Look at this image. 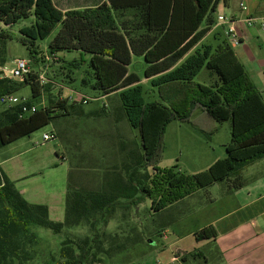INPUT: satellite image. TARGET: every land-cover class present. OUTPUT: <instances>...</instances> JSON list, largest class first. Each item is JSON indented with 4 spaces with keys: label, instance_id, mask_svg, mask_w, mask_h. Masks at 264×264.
<instances>
[{
    "label": "trees",
    "instance_id": "obj_1",
    "mask_svg": "<svg viewBox=\"0 0 264 264\" xmlns=\"http://www.w3.org/2000/svg\"><path fill=\"white\" fill-rule=\"evenodd\" d=\"M218 2L106 0L96 8L64 13L53 0H0V24L12 27L22 20L33 19L30 26L19 31L20 42L28 50L35 52L37 43L60 26L49 45L51 55L75 51L90 57L91 89L103 96L118 92L125 119L131 128L140 132L142 151L141 154L130 153L131 164L125 167L126 179L114 180L98 192L69 187L65 218L61 223L50 219L48 207L27 202L0 170V264H27L33 259L27 248L39 241L30 231L32 227L61 235L65 228L91 223L98 216L105 220L110 218L120 200L136 206L147 197L155 212H162L216 183L231 181L234 188L242 185L241 171L264 158L263 96L229 45L219 46L214 52L203 45L188 56L209 30L211 24L206 29L201 26ZM9 39V35H0L4 54ZM133 57H143L147 65L144 78L150 80L154 88L161 90L170 86L161 99L166 104L145 101L141 79L128 70ZM204 68L217 76L212 85L195 84L194 80ZM29 78L24 80L29 82L32 99L36 100L41 96L40 87L35 77L30 75ZM11 82L0 80V99L19 90ZM187 86L194 90L182 93ZM174 93L181 98L171 100ZM34 105L28 100L0 113V150L64 117L68 109L66 101H57L47 109L23 111L24 108L31 110ZM198 109L217 123H232L226 157L192 177L159 169L166 128L173 121L189 122ZM149 167L156 172L152 180L148 174L140 173V169ZM150 180L152 183L148 184ZM216 235L214 228H205L196 234V240L215 239ZM103 237L96 232L93 239L77 248L78 252L69 241H64L61 260L54 264L98 262L92 260L98 254L105 255ZM116 250L119 254L126 248ZM190 256L195 258L196 254ZM187 260V255L183 256L182 261Z\"/></svg>",
    "mask_w": 264,
    "mask_h": 264
},
{
    "label": "rangeland",
    "instance_id": "obj_2",
    "mask_svg": "<svg viewBox=\"0 0 264 264\" xmlns=\"http://www.w3.org/2000/svg\"><path fill=\"white\" fill-rule=\"evenodd\" d=\"M57 6L70 7L78 6L83 0H54ZM32 19L22 20L12 27L6 28L0 24V35H9L10 39L6 41L5 54L0 42V73L13 68L19 60H25L30 65L31 77L36 78L46 74L48 79L45 87H40L41 96L36 100L32 99L31 86L25 82L24 78H12L11 83L19 89L13 95L19 100L32 101L34 107L38 110L47 109L57 101H66L69 104L81 107L86 114L78 116L76 113L71 118L55 119L54 123L40 129L31 135L33 142L41 143L45 133L55 131L60 139L71 147L70 164L71 177L69 187L72 190L83 192H98L107 187L108 183H114V180L126 179L125 167L131 164L130 153L141 151V136L137 129L129 126L120 109L121 102L118 94H113L107 99L105 96L93 91L91 84L93 76L90 69V57L84 53L75 51H61L55 55L60 60L57 62L46 63L45 59L51 57L49 44L53 41L60 30V26L52 32L45 40L37 43L36 51L32 52L20 42L19 31L23 27L32 24ZM65 62L66 64L62 63ZM147 65L141 57H134L128 70L134 73L142 80L143 94L146 102H163L162 96L170 86L161 90L154 88L150 82H146L144 72ZM215 76H211L207 69L195 79V84L212 85ZM32 80L31 78H29ZM33 81V80H32ZM32 83V82H30ZM39 85V84H38ZM177 86V85H176ZM64 87H68L66 90ZM187 86L185 91L194 90ZM73 92V93H72ZM74 92L83 96L75 97ZM75 93V94H76ZM72 95H74L72 97ZM82 97L91 99L88 104H84ZM181 98L174 93L171 100L176 101ZM8 107L0 103V113ZM105 110V112L103 111ZM97 112L89 116V113ZM180 121H173L165 130L162 141V153L158 168L161 170H174L180 174L192 177L199 170L195 165V158L200 154L207 153L209 144L208 136L204 132L211 133L214 129L209 124H199L191 122L189 124H179ZM187 123V122H181ZM183 125V126H181ZM220 136L214 139L217 145L223 142L226 130L231 127L230 122L223 124ZM182 127V128H181ZM200 129H197V128ZM208 128V131L206 129ZM220 139V140H219ZM51 141L55 147H59V141ZM207 144V146L205 145ZM224 156V155H221ZM141 174H148L150 179L156 175L153 168L140 169ZM151 180L148 184H151ZM208 192L202 191L199 196L202 201H206L209 196L215 197L221 191H227L226 184H220L219 188ZM172 206V205H170ZM169 206V207H170ZM152 201L144 197V200L136 206L120 200L116 208L108 219L97 217L91 223L82 222L78 226L65 228L61 235H55L50 230L32 227L30 231L37 235L38 243L27 248L33 256L27 264H54L59 262L60 250L64 241H69L72 247L77 251L78 247L84 246V241L94 238L96 232L102 236L104 251L103 256L99 254L92 260L98 261L94 264H180L172 262V254L169 251V245L174 242L176 235L170 236L169 242L164 241L160 236L162 228L166 224V218L162 212H155ZM162 213V214H160ZM189 227H194L199 222L198 218H187ZM186 229V225L181 228ZM178 232L179 229H177ZM194 243L193 239L187 240L184 246L190 248ZM116 248H126L125 251L118 254ZM120 250V249H119ZM110 251L109 254H106ZM78 252V251H77ZM102 255V253H101ZM98 259V260H97ZM88 264H93L89 263ZM191 264V263H190Z\"/></svg>",
    "mask_w": 264,
    "mask_h": 264
},
{
    "label": "crops",
    "instance_id": "obj_3",
    "mask_svg": "<svg viewBox=\"0 0 264 264\" xmlns=\"http://www.w3.org/2000/svg\"><path fill=\"white\" fill-rule=\"evenodd\" d=\"M103 2L106 0H83L78 6L61 7L57 6L53 0L54 5L64 13L70 10L96 8ZM242 6L246 7L247 11H243ZM219 16L233 20V27L240 39L239 45L231 44L228 36L230 27L228 24L219 23ZM248 17L264 19V0H219L215 11L201 26V29H206L208 24H211L209 30L188 56L203 45L211 47L213 52L219 46L229 45L264 99V29L259 23L248 27L245 23ZM62 63L66 64L64 61ZM208 72L216 77L215 83L217 76ZM140 84L142 85V80ZM75 93V97L83 96ZM112 95L105 96L101 100ZM67 108L62 119L71 118L75 113L78 116L86 114L77 105L67 103ZM89 114V116H99L95 115L97 112ZM191 121L214 127L209 134L202 128L196 127L209 137L208 146L205 143L208 147L207 153L195 158V165L199 170L195 172L197 175L207 171L218 160L226 157V147L230 144L232 137V123L230 122L231 127L226 130L224 138H221L223 142L215 145L214 139L221 135L220 131L224 123L213 121L200 109L193 113ZM179 124L191 125V122H179ZM45 134H53L56 137L54 143L59 141L60 146L55 147L53 143H43V141L40 144L34 143L31 136L22 138L0 150V170L15 184L27 202L48 207L50 219L61 223L65 218V202L72 172L69 160L71 147L63 142L54 130ZM240 177L242 185L237 188L233 187L231 181L216 183L199 189L164 211L166 224L160 236L164 241L169 242L171 234L176 235L174 242L168 246L172 256L174 253L180 256V260L176 263L264 264V158L246 166L241 171ZM220 184H226L227 191H221L215 197L209 196L206 201L198 197L202 191L208 192L209 195L210 188L212 190L215 188L217 191ZM122 201L131 204L130 201ZM189 217L199 219L193 228L188 225ZM185 225L186 229L182 230L181 228ZM210 227L216 231L215 239L196 240L198 232ZM190 239H193L194 243L187 248L184 244ZM193 254H196L195 258L190 256ZM186 255L188 260L183 262V256Z\"/></svg>",
    "mask_w": 264,
    "mask_h": 264
},
{
    "label": "built area",
    "instance_id": "obj_4",
    "mask_svg": "<svg viewBox=\"0 0 264 264\" xmlns=\"http://www.w3.org/2000/svg\"><path fill=\"white\" fill-rule=\"evenodd\" d=\"M243 11H247V8L242 6L241 7ZM218 22L219 23H224V24H228L229 25V30H228V36L230 37L231 40V44L233 46H237L240 44V39L236 33V30L233 27V20L226 18L224 16H219L218 17ZM245 23L248 27H253L255 26L257 23L260 24L261 28L264 29V19H258L256 17H248L245 19ZM59 61V59L56 57V55H51V57H48L45 59L46 63H52V62H57ZM4 72L3 71L0 73V80H9V76H11L12 78H29L31 75V71H30V65L27 61L25 60H19L17 61L13 68L10 70H7L4 67ZM37 83L39 84L40 87H45V85H47L48 83V79L46 77V74H42L39 77H37ZM80 100H82V102L84 104H88V102L91 100L87 97H82ZM27 101L25 100H19L18 98H16L13 94L11 95H5L3 97H1L0 99V103L7 106L8 108L19 105V104H24ZM36 110L35 107H33L31 110L24 108L23 111L25 113L28 112H34ZM55 136L53 134H45L43 136V143H48L51 142L53 140H55ZM180 260V256L177 255V253H174L173 258H172V262H177Z\"/></svg>",
    "mask_w": 264,
    "mask_h": 264
}]
</instances>
